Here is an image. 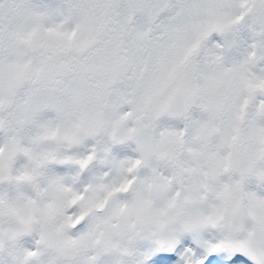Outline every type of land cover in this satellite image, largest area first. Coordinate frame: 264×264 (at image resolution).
Listing matches in <instances>:
<instances>
[{
    "label": "snow or ice",
    "instance_id": "snow-or-ice-1",
    "mask_svg": "<svg viewBox=\"0 0 264 264\" xmlns=\"http://www.w3.org/2000/svg\"><path fill=\"white\" fill-rule=\"evenodd\" d=\"M0 264H264V0H0Z\"/></svg>",
    "mask_w": 264,
    "mask_h": 264
}]
</instances>
